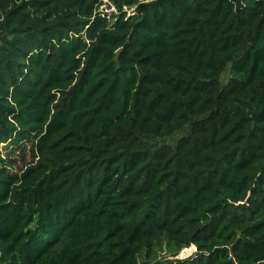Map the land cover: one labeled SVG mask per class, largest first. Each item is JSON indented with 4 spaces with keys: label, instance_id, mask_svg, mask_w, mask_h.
I'll return each mask as SVG.
<instances>
[{
    "label": "trees",
    "instance_id": "trees-1",
    "mask_svg": "<svg viewBox=\"0 0 264 264\" xmlns=\"http://www.w3.org/2000/svg\"><path fill=\"white\" fill-rule=\"evenodd\" d=\"M0 264H264V0H0Z\"/></svg>",
    "mask_w": 264,
    "mask_h": 264
},
{
    "label": "rangeland",
    "instance_id": "rangeland-1",
    "mask_svg": "<svg viewBox=\"0 0 264 264\" xmlns=\"http://www.w3.org/2000/svg\"><path fill=\"white\" fill-rule=\"evenodd\" d=\"M101 10H102V12H110V11L113 10V8L110 7L109 5H106V6L101 7ZM228 78H229V72H228V69H227L226 72L221 74L220 83L224 84L227 81ZM179 135L180 134H177L176 137L179 136ZM189 248H187V249H189ZM186 250L185 249L182 250L180 252V254L178 255V258H187V257H189L190 255H192L195 252V247L193 246V248L191 249V251L189 253H187Z\"/></svg>",
    "mask_w": 264,
    "mask_h": 264
},
{
    "label": "bare ground",
    "instance_id": "bare-ground-1",
    "mask_svg": "<svg viewBox=\"0 0 264 264\" xmlns=\"http://www.w3.org/2000/svg\"><path fill=\"white\" fill-rule=\"evenodd\" d=\"M192 248H193V246H191L189 249H187L186 252L189 253Z\"/></svg>",
    "mask_w": 264,
    "mask_h": 264
},
{
    "label": "water",
    "instance_id": "water-1",
    "mask_svg": "<svg viewBox=\"0 0 264 264\" xmlns=\"http://www.w3.org/2000/svg\"><path fill=\"white\" fill-rule=\"evenodd\" d=\"M196 250V249H195Z\"/></svg>",
    "mask_w": 264,
    "mask_h": 264
}]
</instances>
